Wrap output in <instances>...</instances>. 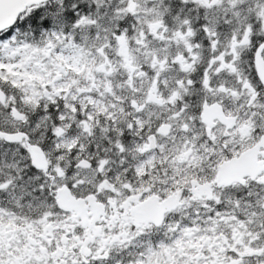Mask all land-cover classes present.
<instances>
[{"label": "snow or ice", "instance_id": "6c2138e0", "mask_svg": "<svg viewBox=\"0 0 264 264\" xmlns=\"http://www.w3.org/2000/svg\"><path fill=\"white\" fill-rule=\"evenodd\" d=\"M0 264H264V0H0Z\"/></svg>", "mask_w": 264, "mask_h": 264}]
</instances>
